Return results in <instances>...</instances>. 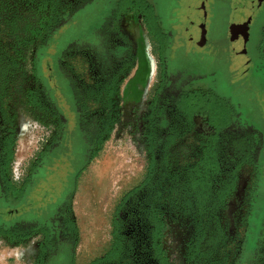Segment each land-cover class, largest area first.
Segmentation results:
<instances>
[{"label": "flooded vegetation", "instance_id": "obj_1", "mask_svg": "<svg viewBox=\"0 0 264 264\" xmlns=\"http://www.w3.org/2000/svg\"><path fill=\"white\" fill-rule=\"evenodd\" d=\"M162 1L14 0V10L4 6L1 11L11 22L8 26L12 35L16 32L28 33L27 42L41 43L33 54L35 63L38 50H44L52 34L68 26L74 14L89 7L97 11V19L80 22L88 24V29H91L88 35L87 29L69 40L71 37H66L64 30L60 38L62 44L48 53L45 79L33 74L32 87L25 93L27 105L30 112L46 125L48 133L45 139L37 142L26 180L17 184L11 180L12 157L18 140L16 112L11 103L14 93L12 83L17 74L16 59L0 43V194L5 200L9 196L18 200L27 187V178L36 175L42 161L63 137L66 140L65 136L71 135L72 131L74 134V127L83 143V152L87 148L91 153L100 145L111 128L113 95L133 63V44L136 40L149 47L153 64L152 76L140 89L147 96L152 92L145 112L148 132L153 135L151 159L154 163L148 165L142 182L128 191L115 207L109 240L89 264H172L163 243L167 219L189 222L198 217L205 226V257L198 260L195 255L188 256L186 253L185 263L264 264L263 135L240 134L234 127L216 133L204 112L187 108L188 105H195L194 94L201 89L191 77L183 80L179 68L174 72L179 74L176 80L168 74L171 33L166 32L165 21L157 10ZM249 1L247 8L254 2ZM244 15L254 14L249 9L244 11ZM29 27L32 30L28 31ZM263 40L264 29L258 48L260 53ZM14 56L19 58L20 53L15 52ZM260 57L264 60L262 55ZM68 109L72 110L73 122L68 121L65 115ZM202 117L206 118L207 131L211 133L203 138L200 157L173 170L168 150L191 129L195 119ZM214 137L216 145L223 146L224 150L218 162L219 178L210 180L209 185L217 188L224 186L234 172L236 189L225 203H220L217 195L210 196L207 210L199 213L195 205L189 208L185 204L186 200L195 204L194 194L190 197L183 195L185 191L181 188L189 184V171L191 174L192 168L200 162L203 148L213 146ZM237 139L250 146L243 149L245 153H250L249 157L244 154L234 156L231 145ZM244 167L248 169V174L240 177L239 172ZM66 178L60 177L55 181L57 204L50 217L51 229L25 228L20 229L17 235L4 229L2 237L14 242L40 236L35 245L33 264L64 260L66 251L74 247L77 227L72 217V197ZM195 242L196 235L190 246H186L187 250H191Z\"/></svg>", "mask_w": 264, "mask_h": 264}, {"label": "rangeland", "instance_id": "obj_2", "mask_svg": "<svg viewBox=\"0 0 264 264\" xmlns=\"http://www.w3.org/2000/svg\"><path fill=\"white\" fill-rule=\"evenodd\" d=\"M248 3L249 0H163L157 10L165 21L166 32L171 33L167 55L169 76L176 80L179 74L174 72L179 68L183 80L191 77L199 89L212 92L231 105L234 125L240 134H258L264 138V60L260 57H264V40L261 53L258 49L264 29V0H254L247 8ZM5 5L14 10V0H0V43L16 59L17 74L12 83L11 103L16 112L18 140L14 147L11 180L17 184L26 180L37 142L45 139L48 133L46 125L30 112L27 105L25 93L32 87L33 74L45 79L48 53L62 44L60 38L64 30L66 37H71L69 40L78 37L89 27L80 22L83 19L95 21L97 11L88 7L74 14L68 26L53 33L47 47L38 50L35 63L33 54L41 43L27 42L28 33L12 35L8 26L11 22L1 11ZM249 9L254 15L245 16L244 11ZM88 31L87 35L91 29ZM133 46V63L114 92L111 128L100 145L91 153L87 148L83 152V143L73 125L74 134L72 131L71 135L65 136L66 140L63 137L42 161L36 175L27 178V187L18 200L10 196L5 200L0 194V229L14 235L25 228L51 229L50 217L57 204L55 181L67 177L77 237L74 247L66 251L64 260L53 259L50 264H89L95 259L109 240L115 207L145 178L151 162L153 138L147 129L145 107L152 92L147 96L140 88L152 76L153 64L150 49L145 43L135 40ZM15 52L20 53L19 58L14 56ZM71 114L72 110L65 112L67 120L73 122ZM195 120L191 129L168 150L173 170L198 159L203 138L211 133L207 131L206 118ZM247 174L246 167L239 172L240 177ZM98 203L100 209H97ZM166 222L163 243L171 263L191 264L184 262L186 253L204 260L203 220L198 217L189 222L183 219H167ZM195 235L194 247L187 250ZM39 240V235L18 242L1 237L0 251L16 250L15 256L6 258L7 264H33L35 245Z\"/></svg>", "mask_w": 264, "mask_h": 264}, {"label": "trees", "instance_id": "obj_3", "mask_svg": "<svg viewBox=\"0 0 264 264\" xmlns=\"http://www.w3.org/2000/svg\"><path fill=\"white\" fill-rule=\"evenodd\" d=\"M194 103L195 105H188L187 108L197 109L198 111L204 112L208 116L209 125L214 128L216 133L221 132L222 130L233 129L236 128L234 125V110L231 105L223 98H220L214 95L212 92L198 91L194 94ZM190 107V108H189ZM241 133V132H240ZM243 134V133H242ZM239 135V134H238ZM247 135V134H246ZM237 136H235L236 138ZM241 138V137H240ZM242 139L233 140V144L231 148H233V153L235 157H239L240 154H244L246 156H250V153L244 152L243 149H249L250 146L243 144ZM213 143V142H212ZM152 139H151V148L152 151ZM224 150L223 146L216 145V138L214 137L213 146L207 145L203 148L202 158L200 162L196 166H194L191 170V174L189 171V184L184 185L181 189L184 190L183 195H187L190 197H196L195 204L190 200H186V206L189 208L192 205H195L197 211L205 212L207 210V204L210 196L217 195L221 200L220 203H225L229 200L236 189V178L230 175L227 178L224 186L211 187L209 185L210 180H216L219 177L220 171L218 168L219 157L222 156V151ZM95 156V155H93ZM13 161V157H12ZM153 161L151 159L150 165H153ZM239 165H237L236 170H238ZM195 174H194V173ZM7 192V190H6ZM188 197V198H189ZM216 200V199H215ZM4 235V230L0 229V238ZM94 264V263H92Z\"/></svg>", "mask_w": 264, "mask_h": 264}, {"label": "crops", "instance_id": "obj_4", "mask_svg": "<svg viewBox=\"0 0 264 264\" xmlns=\"http://www.w3.org/2000/svg\"><path fill=\"white\" fill-rule=\"evenodd\" d=\"M23 141H24V136L21 137V142H23ZM82 203L85 204L84 202H82ZM96 206H97V209H100V207H101V205L99 203ZM15 252H16V250H14V249L13 250H2V251H0V264H7L6 258H8V257L10 258V257L15 256Z\"/></svg>", "mask_w": 264, "mask_h": 264}, {"label": "bare ground", "instance_id": "obj_5", "mask_svg": "<svg viewBox=\"0 0 264 264\" xmlns=\"http://www.w3.org/2000/svg\"><path fill=\"white\" fill-rule=\"evenodd\" d=\"M21 148V147H20ZM85 204H87L85 201H83Z\"/></svg>", "mask_w": 264, "mask_h": 264}]
</instances>
